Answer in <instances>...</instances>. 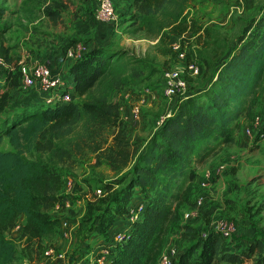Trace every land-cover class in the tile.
Wrapping results in <instances>:
<instances>
[{
    "label": "trees",
    "instance_id": "trees-1",
    "mask_svg": "<svg viewBox=\"0 0 264 264\" xmlns=\"http://www.w3.org/2000/svg\"><path fill=\"white\" fill-rule=\"evenodd\" d=\"M29 1L24 10L33 14L39 0ZM192 1L130 0L132 31L156 37L157 51L174 56L166 41L191 34L196 38L194 55L187 57L203 72L201 84L176 100L171 115L148 139L129 136L117 95L147 85L154 69L147 59L123 49L93 47L72 62L69 74L77 95L73 101L27 106L13 103L7 91L0 94V140L7 138L11 146L0 150V264L16 261V246L6 235L20 217L24 216V224L19 237L29 253L58 232L60 219L51 210L63 203L65 176L92 155L115 180L101 182L97 188L101 195L90 189L75 229L76 241L86 242L93 234L107 236L116 218L128 214L139 192L142 212L130 223L127 239L115 245L107 264L154 263L168 222L178 219L182 204L190 199L194 204V164L205 163L236 140L238 121L255 104L264 76V11L244 31L240 26V36L228 35L191 18ZM46 2L42 12L55 22L64 4ZM3 53L1 49L0 56ZM17 75L21 76L19 69ZM18 85L8 70L0 73V91ZM257 134L264 135V126ZM181 229L191 244L175 264H190L191 259L194 264H244L253 258L255 264H264L260 239L234 249L214 230L202 239L194 226Z\"/></svg>",
    "mask_w": 264,
    "mask_h": 264
},
{
    "label": "rangeland",
    "instance_id": "rangeland-1",
    "mask_svg": "<svg viewBox=\"0 0 264 264\" xmlns=\"http://www.w3.org/2000/svg\"><path fill=\"white\" fill-rule=\"evenodd\" d=\"M46 1L50 0H39L37 9L30 14L24 10L26 3H30L29 0H0V50L2 49L3 54L8 58L6 59L4 55L0 56L3 60V70H8L13 78L17 77L20 85L21 76L17 73L22 65L26 67L36 64L47 65L46 60L52 56L60 58L59 55H63L68 48H75L76 45L85 49L89 42L123 49L132 56L147 59L154 69L148 84L141 88L132 87L117 97L124 106L122 114L125 111L130 112L141 90L144 87H152L154 84V92L144 97L140 117L133 119V124L129 123L132 139H148L157 128L158 121L170 110L172 112L178 98L167 100L161 95L158 90L161 73L163 70L182 69V64L170 52L162 54L157 51L156 37L144 32L132 31L134 27L131 26L130 14L133 9L129 0H112L117 10L116 22H93L92 16L98 0H60L64 6L60 8L58 19L53 22L42 12L41 7L47 3ZM263 11L264 0H225L222 3L193 0L189 5L191 18L215 27L228 35L237 33V36L241 35V25L244 31ZM179 39L187 54L193 56L196 38L191 34H185ZM169 40L166 41L167 45H170ZM202 73L197 77L185 75L191 91L201 84ZM19 85L16 88L5 87L0 94L5 91L9 92L13 103L19 96H23V99L32 96L30 94L33 91L20 92ZM257 91L258 98L255 104L238 121L240 126L234 131L236 140L219 149H230V152H233L229 153L228 160L212 163L204 169H196L195 193L191 198L195 203L201 191L204 197L202 206L198 209L193 208L194 204L192 205L191 199L189 203L181 205L178 219L175 222H168L153 264H157L160 254L169 248H176L182 253L190 246V240L182 237V225L194 226L201 235L202 232H208L219 221L228 220L233 223L236 230L241 229V231L251 224L263 230L260 233L256 231L254 236L249 234L247 240L256 237L261 238L264 243V135L257 134L253 138H247L244 134L245 128L252 124L256 115H260L264 120V76ZM8 149H11V146L7 138H3L0 140V150ZM219 165L225 168L223 175L207 179L206 172L216 169ZM94 169L96 171L90 179L89 194L92 192L90 189L99 188L103 180H115L107 167L99 164L94 166ZM206 179L209 181L206 182ZM202 182H206L204 187L201 185ZM122 218L127 220L129 216L127 214ZM122 226L120 225L110 233V237L108 235L102 237L103 240L110 242L115 232L123 229ZM19 236L18 230H13L6 235L16 246L17 258L14 264H39L40 262L43 264H78L82 260L79 264H97L96 260L100 250L95 255L88 254L94 246V240L90 245H85V242L78 243L75 238L68 247L66 244L65 247L60 248L50 242V239H44L38 251L33 249L29 253L28 250L25 251ZM243 237L232 235L227 243L234 249L246 248L247 243L244 241L246 239ZM47 247H54L63 255L64 260L55 261L44 258L43 252ZM79 253L83 255L78 259ZM195 257L196 254L192 258ZM190 264H194L193 259ZM244 264H255V258L246 260Z\"/></svg>",
    "mask_w": 264,
    "mask_h": 264
},
{
    "label": "built area",
    "instance_id": "built-area-1",
    "mask_svg": "<svg viewBox=\"0 0 264 264\" xmlns=\"http://www.w3.org/2000/svg\"><path fill=\"white\" fill-rule=\"evenodd\" d=\"M93 19L97 22H116L117 13L115 11L113 1L98 0L97 7L93 13ZM169 46L171 47L172 51L176 53V58L180 64H182V69L176 68L172 70H163L161 73L158 90L165 99L172 100L174 97H178L177 99H179L188 93L189 84L185 75L187 74L192 77H197L201 74L202 67L193 58L188 59L187 52L182 47L179 38L171 39ZM85 50L86 48L84 49L80 45H76V47L73 49L68 48L65 52V55L66 58L74 61L79 58ZM1 65H3L2 58H0V66ZM19 70L21 73V83L19 85L20 92H36L41 96L42 103L46 106L54 107L59 104L73 101L77 98V95L73 92V84H69L59 72H53L46 64H36L32 67H26L22 65ZM153 92V89L144 87L140 94H138L139 97H137V102L130 108V114L133 119H138L140 117L141 105L144 102V97L151 95ZM120 108L123 111V104H121ZM170 115L171 110L158 121L157 127L160 126L164 119ZM263 125V118L260 115H256L252 121V124L245 128L244 134L247 138H253V136L257 135ZM224 169L225 168L223 165H219L214 170H208V172H206L207 179L222 175L224 173ZM207 179L206 182L209 181ZM206 182H202V187H204ZM70 187L71 182L69 181L67 182V188ZM94 193L96 195H101V189H95ZM203 198V193L200 191V193L197 195L193 208H200L204 202ZM142 209V203H138L137 205L129 208V219L131 221L138 219ZM20 228L21 225L18 223L15 225L13 230L20 231ZM210 229L220 233L221 236L226 240L231 238L236 230L233 223L228 220L219 221L214 225V227H211ZM127 233V231L117 232L111 240L112 244L106 245L100 249L99 256L96 260L97 264L108 263L115 245L124 242L127 239ZM207 233L208 232H202L200 237L202 239L206 238ZM179 255L180 252L176 248H169L160 254L157 264H175V261L178 259ZM43 256L44 258H48L50 260L53 259L55 261L64 260L63 255L57 252L54 247H47L43 252ZM39 264L43 263L40 262Z\"/></svg>",
    "mask_w": 264,
    "mask_h": 264
},
{
    "label": "crops",
    "instance_id": "crops-1",
    "mask_svg": "<svg viewBox=\"0 0 264 264\" xmlns=\"http://www.w3.org/2000/svg\"><path fill=\"white\" fill-rule=\"evenodd\" d=\"M115 11L117 12L116 8H115ZM92 19H93V16H92ZM93 22H97V21L93 19ZM97 46H104V45L96 44L94 42H89L86 45V49H90V48L97 47ZM106 47H110V46H106ZM59 56L60 58H57L54 55L51 58L47 59L46 60L47 65L50 67V69L53 72H59L63 76V78L67 80L69 84H73L72 76L69 74V67L73 61L70 60L69 58H66L65 53ZM3 68L4 66L2 67L1 65L0 73L4 71ZM30 95L32 96L24 98V99H23V96H19V98H17L16 101L14 100L15 101L14 103L16 104L21 103L22 105L25 104L27 106H33L35 104H40V103L43 104L41 96L38 95L36 92H31ZM122 115L124 117L123 120L125 121V124L128 128L129 136H131V133H130L131 127L129 126V123L133 124L134 120L129 111L128 112L125 111ZM137 128L139 129V127ZM229 153H233V152H230V149L219 150L216 154L211 156V158L209 157V159H207L208 161L206 160L205 163L196 164L194 169L196 171V169L200 170V169H204L205 167H209L212 165V163L214 164L216 162L219 163L220 161L222 162L226 161L229 158ZM99 164L100 162L98 160V157L96 155H92L91 157L84 159L79 166L74 168L71 172H68V174L65 176V181L60 191V194L63 196L62 198L63 203L61 205H56L51 210V214L54 217H57L60 219V225L58 228V232L50 239V242L56 244L60 248L65 247L66 244H67L66 247H68V245H70L72 241L75 240V229L85 210V200L89 196L88 178L90 179L91 176L94 175V172L96 171L94 169V166H97ZM69 181L71 182V187L67 188V182ZM142 199H143L142 194L139 192H135L133 199L131 200V203L129 204V208L137 205L138 203H141ZM124 216L125 215L118 216L116 218L114 225L109 229L108 237H110V233L115 231V229H117L120 225H123L122 226L123 229L117 230L115 233L122 232V231H128V229L130 228V223L132 221L130 219L124 220V218H122ZM19 220H20L19 221L20 225H23L24 216L20 217ZM262 230H263L262 228L258 229L257 226L249 224L243 231H241V229L235 230V232L233 233V236L234 235L236 237L244 236L243 238L246 239L244 241L248 245L251 241H255V239L257 240L256 237L255 238L253 237L247 240V237L249 236V234L254 236L256 231H259L260 233ZM93 240H94L93 245L94 246L96 245V246L95 247L93 246L94 248L91 247V250H89L90 252L88 253L89 255H95L104 246L112 244L111 240L110 242L107 243L106 241L103 240L102 237L97 236V234L92 235L91 239L89 241H86L84 244L90 245L91 241ZM82 261H79V263H81Z\"/></svg>",
    "mask_w": 264,
    "mask_h": 264
}]
</instances>
